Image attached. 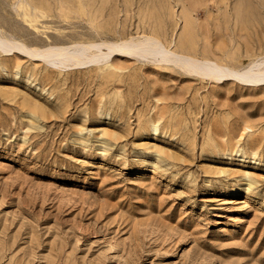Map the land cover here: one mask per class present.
I'll return each instance as SVG.
<instances>
[{
    "label": "rangeland",
    "instance_id": "1",
    "mask_svg": "<svg viewBox=\"0 0 264 264\" xmlns=\"http://www.w3.org/2000/svg\"><path fill=\"white\" fill-rule=\"evenodd\" d=\"M254 77L264 0H0V264H264Z\"/></svg>",
    "mask_w": 264,
    "mask_h": 264
},
{
    "label": "bare ground",
    "instance_id": "2",
    "mask_svg": "<svg viewBox=\"0 0 264 264\" xmlns=\"http://www.w3.org/2000/svg\"><path fill=\"white\" fill-rule=\"evenodd\" d=\"M145 40H146L145 42H155V43L156 42L159 43L161 41V40L159 41V39L158 38H155L154 36H151L149 38L147 37V39H145ZM126 42H127V40H125V41L124 40H120L117 43L110 44V46H109L110 52H118V50H120V51L123 52V54L125 53L128 56L129 55H132L133 54V50H126L125 48H123V45ZM17 43H20V42H17ZM89 47H91V45H89V46H82L81 47V50H88ZM164 47H166V46L164 45ZM15 48H17V49H15ZM52 48H58V47H51V49ZM1 49H3V51L6 52V53H9V52H12L13 50H18L19 49V51H21V52L24 53V55L27 53V55H29V56H32V57L35 56V58L36 57H42V59H44L47 55H49V52L44 51V49L37 50L35 53H33L31 55V52L29 51V49L26 48V46H24L22 44H18V46L14 44L13 46H11V48H1ZM60 49H61L60 50L61 51V54L63 56L69 57L68 54H73V53H70V51H66L64 48H60ZM134 50H136V49H134ZM153 50H155V49L154 48H151L150 49V51H153ZM74 55H75V57H77L76 54H73L72 56H74ZM101 55L100 54L95 55V57L93 58V60L95 62L98 61L99 58H101ZM188 58L191 59L192 61H196L197 62V60H199V61L204 62L207 65H209V64L211 65L212 64L211 66H213L212 72L210 71V73H205V72L197 71V69L194 68V67L193 68L189 67L187 63H183L182 66L185 65L184 68L187 67L185 69L188 70V73H193V72L194 73L195 72L201 73V75H203L204 78L207 75L209 77V79H211V80H217V81H222V80H225V79H232V80H235V81L240 82V83H247L248 82L247 81L248 79L246 80V79L242 78V76H239V74H245L246 73L245 71L242 72V73H239L240 71L236 70L235 68H232V67L227 66V65H220L216 61L214 62L213 60H210L209 58L198 59V58H196V57L194 58L192 56H189ZM165 60H164L165 62H167V60H168L170 63H175V62H171L170 61L171 58H166ZM71 65H75V66H80L81 67V66L88 65V62L83 61V60H78L76 62H73ZM178 65H179V63H178ZM249 70H253V68H250ZM263 82H264V78H262V77H254L252 84L259 85V84H261ZM154 130H157V126H154Z\"/></svg>",
    "mask_w": 264,
    "mask_h": 264
}]
</instances>
